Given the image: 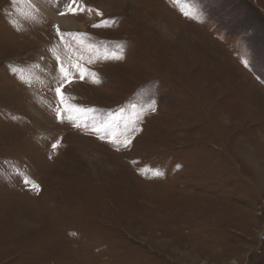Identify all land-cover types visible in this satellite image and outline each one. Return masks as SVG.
Returning <instances> with one entry per match:
<instances>
[{
  "label": "rangeland",
  "instance_id": "374dc122",
  "mask_svg": "<svg viewBox=\"0 0 264 264\" xmlns=\"http://www.w3.org/2000/svg\"><path fill=\"white\" fill-rule=\"evenodd\" d=\"M70 3L0 0V264H264V0Z\"/></svg>",
  "mask_w": 264,
  "mask_h": 264
},
{
  "label": "bare ground",
  "instance_id": "6f19581e",
  "mask_svg": "<svg viewBox=\"0 0 264 264\" xmlns=\"http://www.w3.org/2000/svg\"><path fill=\"white\" fill-rule=\"evenodd\" d=\"M37 4V9L40 10V12L50 18V20L55 23V24H58L62 27H69V28H76L78 27V25H80L77 20H74L73 18H70L66 15L65 12H60L59 11V14L58 13H55V9L54 6H53V3L52 2H49V4L51 6H47L45 5V3H40L39 1L36 2ZM66 6L68 7V5L66 4Z\"/></svg>",
  "mask_w": 264,
  "mask_h": 264
},
{
  "label": "snow or ice",
  "instance_id": "6c2138e0",
  "mask_svg": "<svg viewBox=\"0 0 264 264\" xmlns=\"http://www.w3.org/2000/svg\"><path fill=\"white\" fill-rule=\"evenodd\" d=\"M77 2V0H71V3L69 4V11H72L73 13L76 11V9L75 8H72L71 7V4H74V3H76ZM82 10V9H81ZM57 92H58V94H59V89H57Z\"/></svg>",
  "mask_w": 264,
  "mask_h": 264
}]
</instances>
